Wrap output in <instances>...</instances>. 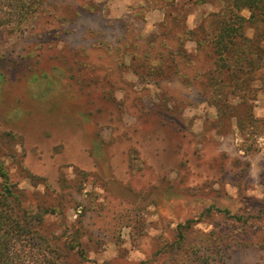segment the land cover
<instances>
[{
	"label": "rangeland",
	"instance_id": "rangeland-1",
	"mask_svg": "<svg viewBox=\"0 0 264 264\" xmlns=\"http://www.w3.org/2000/svg\"><path fill=\"white\" fill-rule=\"evenodd\" d=\"M174 2L126 18L144 0H44L0 27V158L57 208L42 230L77 235L75 264H264V67L226 101L193 40L179 74L153 68L141 36L167 11L196 27L223 4Z\"/></svg>",
	"mask_w": 264,
	"mask_h": 264
},
{
	"label": "trees",
	"instance_id": "trees-1",
	"mask_svg": "<svg viewBox=\"0 0 264 264\" xmlns=\"http://www.w3.org/2000/svg\"><path fill=\"white\" fill-rule=\"evenodd\" d=\"M159 1L161 6L175 4V0ZM144 2L132 5L126 18L140 17L152 0ZM43 3L44 0H0V27L21 28L39 19L38 16L45 12ZM245 9L249 11L248 17L243 14ZM248 22L255 25L253 37L245 31ZM141 37L149 52L153 51L154 56L159 54V65L153 68L162 74L173 65V72L179 74L183 66L193 60L184 43L195 41L198 54L209 58L208 66L204 65L199 74L200 83L210 88L217 85L225 101L230 95L249 99L256 91L253 75L264 67V0H223L220 9L208 13L196 27H190L170 10L152 34ZM69 77L74 78V72ZM76 108L78 110V106ZM0 177V264H75L77 235L63 241L60 235L42 230L45 216L57 212V208L31 202L30 191L11 180L2 158ZM237 217L243 223L248 221L245 214ZM185 223V226L180 225L181 237L182 226H190L191 220Z\"/></svg>",
	"mask_w": 264,
	"mask_h": 264
}]
</instances>
